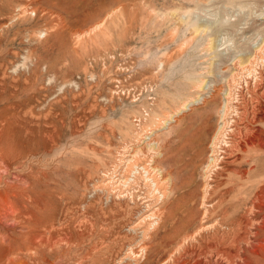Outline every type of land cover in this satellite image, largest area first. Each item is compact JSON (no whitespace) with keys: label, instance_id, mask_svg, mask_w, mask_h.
<instances>
[{"label":"rangeland","instance_id":"rangeland-1","mask_svg":"<svg viewBox=\"0 0 264 264\" xmlns=\"http://www.w3.org/2000/svg\"><path fill=\"white\" fill-rule=\"evenodd\" d=\"M263 4L0 0V264H264V155L206 217L197 186L229 55L264 21ZM229 29L226 47L216 35ZM185 74L203 87L178 97ZM165 186L175 189L162 200ZM221 210L232 223L198 231Z\"/></svg>","mask_w":264,"mask_h":264},{"label":"bare ground","instance_id":"bare-ground-1","mask_svg":"<svg viewBox=\"0 0 264 264\" xmlns=\"http://www.w3.org/2000/svg\"><path fill=\"white\" fill-rule=\"evenodd\" d=\"M238 2H236V3H237V5L240 8L239 4L241 2H239V4H238ZM229 4H231V3H229ZM262 8H263V10L259 9L260 11H259V13L257 15L263 14V12H264V4H263ZM223 12H225V11H223ZM223 12H222V14H226V13H223ZM234 13H235V11H234ZM230 14L228 13L229 17H230ZM257 15H255V16H257ZM228 19H230V18H228ZM219 20H222V19H219ZM241 20H242V18L238 19V21H235V22H230L229 20H227V21L225 20V21H226V23L229 24L230 28L234 25V27L236 29V27L238 26V24L240 23ZM194 24L195 25L193 27L195 28V31L200 25H202L201 22L199 23L197 21H194ZM192 25L193 24H191L190 26H192ZM219 25H218V27H219ZM252 29H254V28H252ZM244 33H246V32H244ZM244 33H243V35H244ZM243 35L241 34L240 37L241 38H245L247 36V35H244V36ZM217 38L224 39L226 47H229V46H232V45L234 46L236 44L235 41H234V38H233V33L230 32V29L228 31H226L225 34H223L222 36H221V34L216 35V39ZM246 42H248L249 44L247 43V44H244V45H242L240 47H236L235 50H234V53L229 55V57L231 56V60L233 61L232 62L233 63L232 67H234V70L231 73L229 71L230 76L228 77V79H226V82L228 83L227 84V88L225 89V91L222 90L223 91V96L221 95L222 98H221L220 104H219L217 110L215 109L216 110V112H214V113H216V116H215V127H214V129H212L210 131V135L207 138V144H206L207 145V147H206L207 149H205L206 150L205 157H204V160H203L201 168H199V169H201V172L199 174V179H200L199 182L200 183L197 186H199V188H200V190H199V199H200V204L203 205V211H202L203 212V217H206L209 214H211L212 211L215 208H219L220 206H223L225 198L230 195L229 194L230 192L237 191V194L239 192H241L243 190L242 187L246 183V179H248L246 177L249 176V174H251L252 172H259L263 168V165L261 167V165H260L258 160L264 155V146L262 145V143H263L262 140L264 138V129L261 127V125H259V123L264 125V21L259 23V27L257 26L255 31L252 33L251 37H249V36L247 37V41ZM199 81H201L199 77H197V76L193 77L192 75L185 74L184 88L179 90L180 92L177 94L178 97H182L183 96V92L185 91V89H188L190 87H194L197 84H198V86H195V87H197L196 89L202 88L203 84L202 85L199 84ZM221 87H222V85H221ZM186 93L190 94V92H186ZM190 100L192 101V99H190ZM190 100H188V101H190ZM189 103L190 102L183 101L181 103V108L184 109L185 107H187L186 105H189ZM123 138H125V137H123ZM201 143H206V142L204 141V142H201ZM171 147H172V141L171 140H167L165 151L170 152ZM204 148L205 147H202V149L200 151L204 150ZM97 150L94 149V151H97ZM122 151H124V150H122ZM129 151H128V153H129ZM95 154H97V153L95 152ZM194 156H196V155H194ZM132 157H135V156L133 155ZM132 157L131 158L128 157L129 159L127 158L128 159L127 163H129L132 159L134 160V158H132ZM121 161H122V158H121ZM125 161H126V159H125ZM119 162H120V160H119ZM128 165L129 166H133L134 162L129 163ZM128 165H126V166H128ZM140 165L142 167L141 163L139 164V166ZM135 167H136V165L134 166V168ZM134 168L131 167L130 169L131 170L133 169L134 171H137V169L135 170ZM119 169H121V167ZM126 169H127V167H126ZM128 169H129V167H128ZM140 169H142V168H140ZM142 171L145 172V170H142ZM147 171H149V169ZM130 174H132V173H130ZM144 174H143V176H146V174L145 175ZM120 175H122V174H120ZM124 175H126V174H124ZM197 175H198V173H197ZM154 177H150V176L147 177L146 176V178L144 180L148 181L150 187H152L154 190L155 189L158 190L159 180H157ZM169 177H170V175H169ZM119 178H121V176ZM122 178H124V177H122ZM126 178H127V175H126ZM196 178H198V177L196 176ZM168 180H167V182H168ZM249 180H251V179H249ZM126 181H129V180L127 179ZM126 181L124 180V182H126ZM145 183H147V182H145ZM169 183H170V181H169ZM123 184H126V183H123ZM223 184H225L226 187H225V185L222 187ZM147 185H148V183H147ZM164 185H165V183H164ZM245 185H247V184H245ZM252 185H253V183H252ZM166 186H165V188H163L164 190L159 192V194H158L159 195L158 197H160V199L164 198V196H166L171 190L175 189V187L173 186L172 189L168 190ZM257 187H258V185L255 184L253 186V189L256 190ZM107 189H109V187ZM107 189L105 188V190H107ZM112 189H114V187H112L111 190ZM120 190H122L121 187H120ZM191 191H192V189H191ZM117 192H119V189H118ZM256 192L257 191H255V193ZM215 193H217V194L215 195ZM249 193H251L253 195L255 194L254 192H249ZM119 194L122 195L121 193H119ZM244 194H243V196L247 198V194L248 193H246L245 195ZM135 195H136V193H135ZM151 196H153V195H151ZM236 198H238V197H236ZM145 199H147V198H145ZM240 199H242V198H240ZM213 200H214V202H213ZM229 202H231V201H229ZM255 204H257V203H255ZM250 205H251V203H250ZM199 207H201V206H199ZM251 208L253 209V206ZM229 209H230V207H229ZM247 210H249V209H247ZM168 212H170L169 215H171V211H168ZM219 214L221 215L220 216L221 219H218V218H216V216H214V219H211V221H213L211 224L210 223L206 224V221H205L203 224H201V226L198 229V231L199 232L200 231L201 232H203V231H209L210 232L211 231L212 233L215 230L217 231V228L219 226H221L220 224H222L221 223L222 219L223 220H229V215H228V217H226L225 212L222 211ZM226 214H227V212H226ZM147 215L149 216L150 220H151V218L153 219V220H151L152 221L151 222L152 225L157 223L158 216L156 217V214L154 213V211L149 212V214H147ZM194 216H196V215H194ZM231 217L232 216H230V218ZM146 220H147V218H146ZM230 220H229V222H231ZM141 223H143V220L141 221ZM235 223H237V222H235ZM138 224H140V223H138ZM197 227H199V226H197ZM174 229H175V227H174ZM225 229H226V227H225ZM184 231H186V229ZM187 231H189V230H187ZM236 231H238V230H236ZM143 232H144V230H143ZM218 233H219V231H218ZM183 236H184V233L182 234V237ZM219 236H217V237H219ZM243 236L245 237V235H243ZM145 237H147V236H145ZM244 237H241L240 239H242ZM192 238H194V237H192ZM240 239H238V237H237L236 241L237 240L240 241ZM245 240H246V237H245ZM181 245H182V243H181ZM181 245H179V246H181ZM178 249L179 248L177 247V250ZM218 252H220V251H218ZM228 254H229V252H228ZM236 257H238V255H236ZM167 264H168V262H167Z\"/></svg>","mask_w":264,"mask_h":264}]
</instances>
